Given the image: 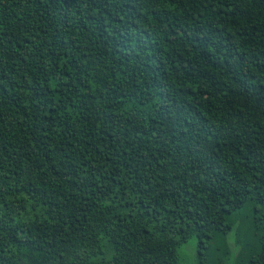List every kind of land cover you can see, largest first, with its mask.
<instances>
[{
    "label": "trees",
    "instance_id": "1",
    "mask_svg": "<svg viewBox=\"0 0 264 264\" xmlns=\"http://www.w3.org/2000/svg\"><path fill=\"white\" fill-rule=\"evenodd\" d=\"M189 239L264 264V0H0V264Z\"/></svg>",
    "mask_w": 264,
    "mask_h": 264
},
{
    "label": "rangeland",
    "instance_id": "2",
    "mask_svg": "<svg viewBox=\"0 0 264 264\" xmlns=\"http://www.w3.org/2000/svg\"><path fill=\"white\" fill-rule=\"evenodd\" d=\"M227 242H233V235L229 234L227 237ZM179 264H194L195 255V240L189 239L186 243L179 246L178 250Z\"/></svg>",
    "mask_w": 264,
    "mask_h": 264
}]
</instances>
